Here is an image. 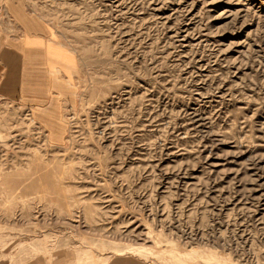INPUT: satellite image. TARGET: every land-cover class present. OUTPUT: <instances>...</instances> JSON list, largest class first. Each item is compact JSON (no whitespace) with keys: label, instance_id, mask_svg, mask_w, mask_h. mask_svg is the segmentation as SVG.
I'll return each mask as SVG.
<instances>
[{"label":"rangeland","instance_id":"374dc122","mask_svg":"<svg viewBox=\"0 0 264 264\" xmlns=\"http://www.w3.org/2000/svg\"><path fill=\"white\" fill-rule=\"evenodd\" d=\"M0 35L56 51L0 98V264H264V0H0Z\"/></svg>","mask_w":264,"mask_h":264},{"label":"crops","instance_id":"0c3cea01","mask_svg":"<svg viewBox=\"0 0 264 264\" xmlns=\"http://www.w3.org/2000/svg\"><path fill=\"white\" fill-rule=\"evenodd\" d=\"M45 46L43 49L40 35L25 39H7L0 35V98L12 101L28 96L30 91H39L42 53L45 50L56 52ZM132 262L118 260L113 264H134Z\"/></svg>","mask_w":264,"mask_h":264}]
</instances>
